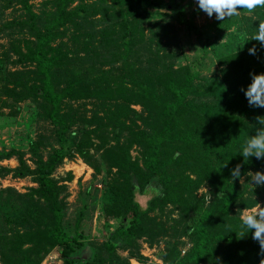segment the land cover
Listing matches in <instances>:
<instances>
[{
	"label": "trees",
	"instance_id": "trees-1",
	"mask_svg": "<svg viewBox=\"0 0 264 264\" xmlns=\"http://www.w3.org/2000/svg\"><path fill=\"white\" fill-rule=\"evenodd\" d=\"M172 9L185 20L181 0ZM257 9L247 19L249 39L264 20ZM145 19L142 0H0V54L10 62L0 73V108L18 111L15 103L28 100L51 125L44 139L29 138L27 159L13 145L0 149V160L16 161L0 164V177L33 183L0 186V264H40L51 248L61 264H130L143 258L141 237L158 244L165 264L264 258L251 231L240 237V210L264 206V185H248L264 159L239 154L264 116L242 90L252 73H264V46L250 40L218 56L230 92L217 104L195 102L197 69L146 43ZM74 154L93 176L102 172L100 208L117 219L101 239L82 238L77 219L64 228L67 185L53 172ZM145 193L141 205L135 195Z\"/></svg>",
	"mask_w": 264,
	"mask_h": 264
},
{
	"label": "rangeland",
	"instance_id": "rangeland-1",
	"mask_svg": "<svg viewBox=\"0 0 264 264\" xmlns=\"http://www.w3.org/2000/svg\"><path fill=\"white\" fill-rule=\"evenodd\" d=\"M142 1L146 7L144 28L146 43L162 47L163 54H169L172 60L173 55L176 54L181 55L179 58L181 62L193 64L199 73V77L193 81L194 87L197 88L193 91L195 102L202 100L208 104L219 103L223 93L230 91L221 79L217 58L250 43L247 32L250 26L247 19L258 13V9L251 14L247 10L241 9L239 16L226 18L222 21L216 19L215 15L209 17L200 10L197 0H181L185 20L177 21L171 14L173 0ZM188 23L199 29L198 35L187 27ZM202 42L205 44L203 45ZM5 44L4 37H0V52ZM178 56L174 58V63ZM9 63L0 54V73ZM15 105L20 106L18 111H14V108L10 107L0 108V149L13 145L24 150V156L27 159L29 157L26 152L29 138L41 136L44 139V136L49 133L51 125L47 120L41 119L30 101L21 100ZM27 162L30 163L29 160ZM15 163L12 156L0 160V164L3 165L13 166ZM67 171L71 173L69 179H66ZM92 173V168L77 154L64 158L53 172L55 176L65 179L64 182L67 185L64 228L72 230L77 219V227L81 231L82 238L101 239L115 226L117 219L113 216L108 217L105 211L100 208L102 172L95 176ZM252 173L254 172H250L248 177L250 188H253L254 185L251 180ZM30 184L33 183L29 176L13 177L6 174L0 177V186L9 185L19 191L24 190ZM148 196V193L136 194L135 198L141 205H144ZM257 204L256 202L253 206L244 208L251 209ZM139 243L143 258L140 260L134 257L129 258L130 264H165L158 256V244H149L145 237L139 238ZM161 243L159 246L162 245ZM118 251L125 253L122 249ZM182 251L183 249H181ZM61 263L55 248H51L40 261V264Z\"/></svg>",
	"mask_w": 264,
	"mask_h": 264
},
{
	"label": "clouds",
	"instance_id": "clouds-1",
	"mask_svg": "<svg viewBox=\"0 0 264 264\" xmlns=\"http://www.w3.org/2000/svg\"><path fill=\"white\" fill-rule=\"evenodd\" d=\"M200 10L209 17L215 15L216 19L224 20L233 16H239L240 10H247L249 14L257 8L264 7V0H197ZM249 40L259 42L264 46V20H260L257 25V31ZM248 41V40H246ZM250 54H255L256 47L253 45L249 49ZM252 81L247 89H242L252 107H264V73H252ZM256 130L244 143L239 154L246 162L251 157L264 159V116L256 118ZM226 166V164H225ZM242 165L237 164L231 169V177L239 179L242 175ZM252 183L255 185H264V171H256L251 175ZM220 194V193H219ZM241 228L247 229V232H241L243 237L248 232H252V238L260 245L261 254L264 255V206L257 204L251 209L243 208L240 214ZM260 264H264V258Z\"/></svg>",
	"mask_w": 264,
	"mask_h": 264
}]
</instances>
